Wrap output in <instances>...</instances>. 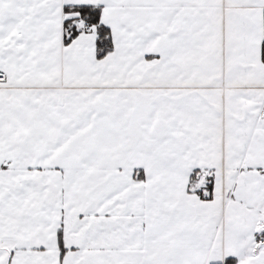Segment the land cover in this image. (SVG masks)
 I'll use <instances>...</instances> for the list:
<instances>
[{
  "label": "snow or ice",
  "instance_id": "snow-or-ice-1",
  "mask_svg": "<svg viewBox=\"0 0 264 264\" xmlns=\"http://www.w3.org/2000/svg\"><path fill=\"white\" fill-rule=\"evenodd\" d=\"M0 264H264V0H0Z\"/></svg>",
  "mask_w": 264,
  "mask_h": 264
}]
</instances>
